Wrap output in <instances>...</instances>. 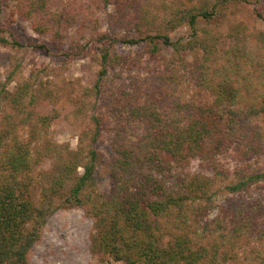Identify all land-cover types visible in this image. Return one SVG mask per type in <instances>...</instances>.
<instances>
[{
	"label": "trees",
	"instance_id": "obj_1",
	"mask_svg": "<svg viewBox=\"0 0 264 264\" xmlns=\"http://www.w3.org/2000/svg\"><path fill=\"white\" fill-rule=\"evenodd\" d=\"M10 1L0 0V17ZM101 1L114 4L120 20L136 26L140 35L129 40L107 32L93 35L88 54L100 72L90 94L101 103L95 104L93 127L76 150L42 139L40 129L50 126V117L33 110L40 96L35 90L0 89V264H30L49 218L74 207L95 219L92 250L118 262L264 264V202L248 195L264 183V31L238 23L229 35L232 45L222 48L221 29H212L228 17L231 6L246 0H177L187 5L174 10L170 20H150L149 0ZM162 1L154 6H166ZM15 2L13 12L39 35L59 26L64 14L83 16V34L97 9L95 3L78 1L64 11L58 9L61 0ZM255 11L264 20V11ZM181 24L191 31L185 43L171 36ZM0 31L5 33L1 26ZM123 43H143L145 54L169 61L167 72L136 79L132 88L119 84L124 72L141 64L119 53ZM10 44L26 46L0 34V45ZM75 48L78 55L87 49L80 42ZM167 48L172 58L164 56ZM189 54L192 63L185 61ZM111 70L122 73L113 77ZM184 78L197 89L191 96L179 91ZM203 92L213 96L211 102L196 100ZM26 128L30 133L25 135ZM107 129L112 159L96 147ZM224 157L237 167L226 185L233 197L218 207L213 181L187 168L197 160L224 177L219 165ZM47 160L50 170L39 171ZM102 168L111 180L108 196L97 192ZM36 191L39 201L33 197Z\"/></svg>",
	"mask_w": 264,
	"mask_h": 264
},
{
	"label": "rangeland",
	"instance_id": "obj_2",
	"mask_svg": "<svg viewBox=\"0 0 264 264\" xmlns=\"http://www.w3.org/2000/svg\"><path fill=\"white\" fill-rule=\"evenodd\" d=\"M72 1H78L86 6L95 3L97 7L93 20L86 21L88 25L83 26V34L79 33V28L83 25V16L75 17L64 14L61 26L51 27L46 35H39L33 31L29 22L22 20L16 12H13L17 9L15 0L10 1L9 7L3 8L0 26L4 28L5 33L0 31V34L11 42L17 40L26 46L0 45V89L7 88L13 93L18 87L25 86V88L35 90L40 96L32 107L33 110L40 116L50 117V126L47 129H40L42 139L76 150L79 147L80 138L93 127L92 116L96 112L95 104L101 103L100 99L90 94V89L94 87L100 72V65L92 58V54H88V49L92 47L93 35L97 36L107 32L120 39L129 40L137 39L140 33L136 26H130L127 22L120 20L121 14L114 4H107L101 0L95 2L94 0H61V7L58 9H70ZM155 1L163 2L162 0H149L152 3L149 8L147 7L152 14L149 17L150 20H170L173 18L174 10L179 11L187 5L186 1L181 5L177 0H164L166 6L162 7L161 4L154 6L157 4ZM231 7L232 10L228 17L218 23L220 26L212 25V29L219 27L222 31V48L232 45L229 35L232 27L238 23L245 24L255 31H264V20L260 19L255 11L256 8L264 11V1L246 0ZM67 25L69 28H66ZM148 29L144 26L142 30L148 31ZM190 34L191 31L186 24H181L171 32L173 41L182 40L184 43L190 39ZM78 42L87 47L81 55L74 52L79 51L75 48ZM42 45H46V48H37ZM118 51L141 60V64L135 66L131 73L124 72L122 79L116 81L119 84H126L128 88L136 79L143 82L156 72L164 73L168 70L165 65L169 61L154 60L145 54L143 43L119 44ZM91 53L94 54L93 50ZM172 53L173 50L167 48L163 54L169 59L172 58ZM185 61L192 63L193 54L185 57ZM176 67L182 70L181 65ZM115 71H110L111 76L114 77V74L121 72ZM182 81L184 83H180L179 91L187 93V96H191L192 92H197V89L189 84L187 78ZM195 98L200 102H211L213 96L203 92L197 94ZM23 132L25 135L30 133V128H26ZM110 136L111 133L107 129L96 145L108 159L114 156ZM219 165L226 171L229 178H226V175L217 177L211 166L197 160L192 161L187 168L190 173L202 174L213 181V191L216 192L215 201L218 207L224 205L228 198L233 197L227 192L226 185L234 178L233 171L237 163L230 157H224ZM50 168L51 162L47 160L39 171L46 172ZM82 173L83 169H79L78 174ZM99 176L97 192L108 196L111 193V180L103 168L100 169ZM248 195L255 199H262L264 202V183L253 186ZM33 197L35 201L40 199L37 191ZM217 214L216 209L212 217ZM95 234V219L86 209L79 207L61 209L49 218L42 239L29 255L30 264H125L115 261L105 253H95L92 250Z\"/></svg>",
	"mask_w": 264,
	"mask_h": 264
}]
</instances>
